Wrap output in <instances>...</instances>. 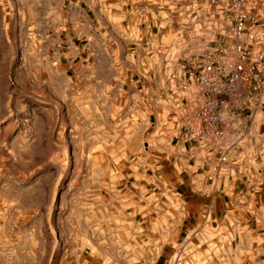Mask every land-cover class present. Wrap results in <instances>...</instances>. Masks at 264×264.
I'll return each instance as SVG.
<instances>
[{
	"label": "rangeland",
	"instance_id": "374dc122",
	"mask_svg": "<svg viewBox=\"0 0 264 264\" xmlns=\"http://www.w3.org/2000/svg\"><path fill=\"white\" fill-rule=\"evenodd\" d=\"M227 1L90 0V20L105 33L128 22L131 40L148 27L143 52L162 66L199 51ZM69 2L0 0V264H149L156 253L131 234L119 172L143 149V94L101 60L108 35L87 40L85 69L65 74L56 46L81 16Z\"/></svg>",
	"mask_w": 264,
	"mask_h": 264
},
{
	"label": "crops",
	"instance_id": "0c3cea01",
	"mask_svg": "<svg viewBox=\"0 0 264 264\" xmlns=\"http://www.w3.org/2000/svg\"><path fill=\"white\" fill-rule=\"evenodd\" d=\"M68 1L67 11L73 8L81 16L76 30L63 33L56 46V60L66 69L65 74L70 67L85 69L87 40L108 35L109 43L99 46L106 52L101 60L119 66L114 76L132 96L143 94L144 114L139 125L146 132L142 134L143 149L119 172L126 178L122 189L131 234L140 236L142 246L156 253L149 264H264V186L246 188L236 181H223L220 186L225 193L213 191L206 196L209 186L198 161H188L180 150L173 153L160 135L150 133L145 98L161 65L153 54L143 52L151 41L148 27L139 26V40L129 39L135 34L128 22H111V32L105 33L90 20V0ZM257 8L264 14V0ZM118 35L126 38L120 56Z\"/></svg>",
	"mask_w": 264,
	"mask_h": 264
},
{
	"label": "built area",
	"instance_id": "2783aa9c",
	"mask_svg": "<svg viewBox=\"0 0 264 264\" xmlns=\"http://www.w3.org/2000/svg\"><path fill=\"white\" fill-rule=\"evenodd\" d=\"M223 16L199 51L162 60L145 98L150 133L198 161L206 196L264 186V14L228 0Z\"/></svg>",
	"mask_w": 264,
	"mask_h": 264
}]
</instances>
